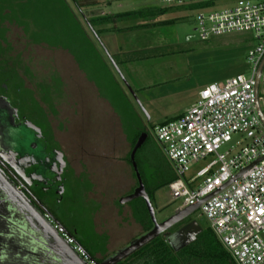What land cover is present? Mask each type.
Masks as SVG:
<instances>
[{
  "label": "rangeland",
  "instance_id": "rangeland-1",
  "mask_svg": "<svg viewBox=\"0 0 264 264\" xmlns=\"http://www.w3.org/2000/svg\"><path fill=\"white\" fill-rule=\"evenodd\" d=\"M111 1H79L78 6L81 14L90 20L107 15ZM65 2L89 35L95 53L83 52L79 56L78 48H66L74 57L72 60L58 51L64 49L60 46L64 43L59 41L55 50L31 45L27 42L29 30L4 23L7 31L1 28L4 34L0 40L3 42L0 91L3 90L21 120L35 127L66 164L69 205L74 212L67 227L83 233L93 244L101 243L97 238L105 237L103 257H108L123 247L132 234L123 230L129 222V209L116 205L118 199L131 194L133 185L123 162L129 141L121 132L122 126L134 120L147 132V140L152 144L151 126L179 115L193 103L199 89L220 84L235 75L247 77L249 66L245 57L255 41L246 33H229L199 41L193 31L192 13H170L163 17L173 19L172 24L146 29L144 36L136 37L134 43L139 48L147 47V52L170 45L180 54L142 59L126 66L117 64L119 76L113 61L95 43L70 0ZM139 4L133 7H146ZM222 4V1L214 2L212 10L224 8ZM34 9L40 11L37 5ZM40 33L35 43L48 35ZM258 98L263 101L260 107L264 110V98L260 94ZM16 134H12V139L17 150L24 152L26 144ZM140 136L146 137L144 133ZM145 151L143 158L146 155L151 172L168 166L166 161L162 163L155 157L153 148ZM201 166L202 163L191 165L184 177L189 178ZM154 199L157 221L174 213L180 203V200H170L166 188L158 190ZM185 222L194 223L199 230L207 228L198 210ZM180 243L178 240L172 245L176 248ZM96 258L101 256L96 254Z\"/></svg>",
  "mask_w": 264,
  "mask_h": 264
},
{
  "label": "built area",
  "instance_id": "built-area-1",
  "mask_svg": "<svg viewBox=\"0 0 264 264\" xmlns=\"http://www.w3.org/2000/svg\"><path fill=\"white\" fill-rule=\"evenodd\" d=\"M216 1H222L225 7L212 10ZM159 3L165 8L206 5L192 12L193 31L199 41L229 33H246L255 41L245 57L247 77L235 75L220 84L202 87L187 110L153 126L151 131L176 174L166 187L172 202L180 200L176 210L202 201L199 214L233 263L264 264V126L256 114L253 96L256 69L264 56V0ZM258 94L264 98L262 70L256 100L264 121L260 107L263 101ZM197 163L202 166L186 179L184 174ZM238 173L240 176L234 179ZM52 227L81 259L91 264L61 227L53 223Z\"/></svg>",
  "mask_w": 264,
  "mask_h": 264
},
{
  "label": "trees",
  "instance_id": "trees-1",
  "mask_svg": "<svg viewBox=\"0 0 264 264\" xmlns=\"http://www.w3.org/2000/svg\"><path fill=\"white\" fill-rule=\"evenodd\" d=\"M79 1L89 0H70V3L79 15V18L84 22L86 30L94 39L96 44L99 43L98 38L101 34L112 32L110 29H106L103 27L113 25L119 21H133L136 19H146L154 17L158 18L161 15H165L167 13H192L206 6L200 4H191L180 8L157 9L155 7H151L134 12H126L116 16L101 18L95 17L93 19L87 20L83 13L81 14L80 12L81 10L78 6ZM34 5H37L40 8V11H37L35 9L33 10ZM51 21L53 22L52 25ZM4 23L7 26H18L24 28L25 30H29L27 42L31 45H42L46 48L55 50L60 41V44L64 43L60 45L64 49L58 51L66 53L70 57L71 55L66 49H69V47L72 50L78 48L79 56L80 54L82 55L83 52L89 55L95 53L94 46L90 42L89 35L83 29V26L81 25V22L79 21L77 15L73 13V11L66 4L65 0H0V40L4 34L1 31V28L5 30V27L3 26ZM172 23V20L168 22V24ZM161 24L162 23H156L154 25L159 26ZM131 29L132 28H125L124 30L127 31ZM39 32H42L40 33V35H45L46 33L48 35L42 36V40L38 43H35V39L39 38L37 35V33ZM1 43L3 42L0 41V46ZM173 54H180V51L176 50L174 52L172 47H163L159 49H152L150 50V52L144 51L138 54H131L125 60L122 58L119 59L118 57L109 58L113 61V64L115 66L117 64L123 65L128 62L139 61L140 58L155 59L158 57L169 56ZM71 58L73 60L74 57ZM1 91L3 92V90ZM173 119L175 118L165 120L163 121V123ZM133 123H135L136 126L135 124L132 125ZM129 124L130 123L125 122V125L122 126L121 132L129 141L128 151L123 158V162L129 169V174L133 182L130 193H132L133 189L136 187V181L129 161V154L137 138L140 136V134L144 133L146 135V138L143 144L135 151L133 162L140 177L144 192L146 193V196L153 210H155L156 202L154 199V194L158 190L166 188L169 183L174 181L176 179V174L169 166V164H167L168 166L165 165L163 169L157 167V169H154L152 172L150 171L149 165L147 164L146 155L143 158V153L145 154L146 149L153 148L155 157H159V160L162 163H164L166 159L161 151V148L155 143L153 139L152 144L148 142L147 132L143 128H140L134 120L130 125ZM130 127H132V129L129 130L128 128ZM152 128L153 126H151V129ZM66 204H63V206L66 205L65 207H67V209L69 210L70 215L66 223L60 222L61 228L94 262L100 263L104 259L108 258L109 256L103 257L105 254L106 245L105 237L97 238V235L94 234L97 239H101V243L93 244L92 240L88 237L85 238L83 233L80 234L74 229H71L74 232L72 234L70 233L72 231L67 227V224L72 221L74 212L72 211L73 209L70 208V203L67 202ZM116 205L118 208H121L122 206L119 205L118 202L116 203ZM123 206L129 209L130 218L138 226V231L135 236L131 238V240L135 239L136 237L140 236L150 229L151 224L145 211L143 201L141 199H134L126 204H123ZM128 223L129 222H127V225ZM186 225V222L184 223L183 220L163 234L152 239L150 242L143 245L138 250L116 264H234L228 254L222 249L208 227L205 230H200L194 236V239L191 242L178 250H174L167 243V238ZM71 227H74L73 223ZM96 254L100 255L101 258H96Z\"/></svg>",
  "mask_w": 264,
  "mask_h": 264
},
{
  "label": "water",
  "instance_id": "water-1",
  "mask_svg": "<svg viewBox=\"0 0 264 264\" xmlns=\"http://www.w3.org/2000/svg\"><path fill=\"white\" fill-rule=\"evenodd\" d=\"M263 65L264 56L260 60L256 69V74L254 77L253 96L256 114L260 123L264 126V121L262 119L256 100L258 75L260 74ZM114 69L115 72L118 73L115 66ZM145 138V136H139L129 154V161L136 181V187L133 189L131 194L120 198L118 200V203L120 205H123L134 199H141L143 201L151 227L147 232L136 237L130 243L125 245L123 248L117 250L115 253H113L111 256L104 259L100 263L94 262L79 247V245L73 241V245L84 252L86 260L91 264H116L120 262L130 254L138 250L140 247L150 242L152 239L163 234L176 224L188 218L190 215H192L198 210V206L202 202L199 201L193 206L181 210H175L174 213L162 219L161 221L156 220L154 210L146 196V193L144 192L140 177L133 162L134 153L143 144ZM240 173L236 174L234 176V179H237L240 176ZM0 186L1 189H5L6 191L11 190L10 187H7L5 181L1 177ZM11 192L13 194V198H10L11 196L6 194L4 198L0 197V216L8 224V227L10 228L9 233L14 230L17 233H20V237H16L14 238V240L12 239L9 244H0V264H14V262L17 261L16 258L20 254L22 255L30 252H32L38 258H42V264H53V262H55V264H88L76 254V252L72 249L70 245L65 243V241L54 231L53 227L48 223L47 220H42V218L32 208L30 204H28L21 197H15L18 196L16 192ZM53 223L56 224L55 222ZM199 231L200 230L195 227L194 223L187 224L180 231L169 236L167 238V243L174 250H178L189 242H191L194 239V236ZM10 236L12 237L13 235ZM1 239L2 236L0 235V242ZM178 240H180L181 243L176 248H174V245L172 244ZM6 251L8 252V254L5 253ZM52 257H54V259H52ZM23 258L24 260L27 259L25 257ZM44 258H46L47 261H45Z\"/></svg>",
  "mask_w": 264,
  "mask_h": 264
},
{
  "label": "flooded vegetation",
  "instance_id": "flooded-vegetation-1",
  "mask_svg": "<svg viewBox=\"0 0 264 264\" xmlns=\"http://www.w3.org/2000/svg\"><path fill=\"white\" fill-rule=\"evenodd\" d=\"M12 134L18 135L26 144L24 152L17 150ZM0 177L7 187L11 188V190L8 188L10 191H6L0 186V197L4 198L6 194L13 198L11 191L16 192L18 196L15 197L24 199L42 220H47L51 226L55 222V225L61 227L60 222L66 223L69 219V210L66 205L63 206L69 202V187L66 164L62 156L49 147L48 142L35 127L21 120L2 91H0ZM9 229L8 224L0 216L1 245L9 244L12 239L20 237V233L14 230L9 233ZM5 253L8 254L7 251ZM23 257L27 259L24 260ZM16 260L14 264H42V258L36 257L32 252L20 254ZM44 260L47 261L46 258Z\"/></svg>",
  "mask_w": 264,
  "mask_h": 264
},
{
  "label": "crops",
  "instance_id": "crops-1",
  "mask_svg": "<svg viewBox=\"0 0 264 264\" xmlns=\"http://www.w3.org/2000/svg\"><path fill=\"white\" fill-rule=\"evenodd\" d=\"M138 1H139L138 3H140L139 5L142 4V5H145L146 7L142 8V9L134 8L133 6L138 5V3L135 0H121V1L112 0L111 1L112 4H110V6L107 8V11H106L107 15H103V16L104 17H110L109 15L116 16V15L123 14L126 12H134L137 10L148 9L151 7H155L157 9H164L165 8L161 5H159V0H138ZM169 14L170 13H167L165 15H161L159 18H155V19L153 18L150 20H149V18H146V19H136L133 21H121V22L119 21L113 25L103 27L106 29H110L112 32L101 34L98 38L99 43H97V45L102 47V50L104 48V51H105L107 57H111V56L112 57H118L119 59L122 58L124 60L131 54H134V53L138 54V53H141L144 51H148V48L145 46L141 47V48L137 47L136 44L134 43V39L136 37H143L146 29L161 28L164 25H169L168 22H170V20L173 21V19L163 17V16H167ZM156 23H162V24L159 26L154 25ZM125 28H132V29L126 31V30H124ZM167 46H170V45H167ZM167 46H163V47H167ZM163 47H155V48H151L150 50L159 49V48H163ZM158 58H160V57H158ZM142 59L143 58H140L139 61L125 63L122 66H126V65L132 64V63L141 62ZM143 60H145V59H143ZM195 98H196V95H195ZM195 98H194V101H195ZM185 110H187V108L184 109L176 117L180 116ZM123 230L128 231V232L129 231L132 232V234L129 235L130 236L129 241H127V243H125V245H127L128 243H130L132 241L131 238L133 236H135V234L137 233L138 226L130 218L127 227H125Z\"/></svg>",
  "mask_w": 264,
  "mask_h": 264
}]
</instances>
